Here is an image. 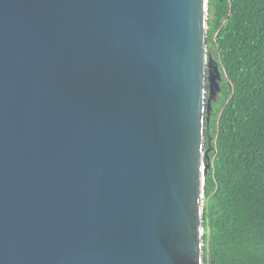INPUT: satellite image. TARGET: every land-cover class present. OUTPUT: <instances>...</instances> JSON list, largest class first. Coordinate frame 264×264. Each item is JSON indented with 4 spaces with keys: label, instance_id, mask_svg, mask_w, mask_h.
<instances>
[{
    "label": "water",
    "instance_id": "95a60500",
    "mask_svg": "<svg viewBox=\"0 0 264 264\" xmlns=\"http://www.w3.org/2000/svg\"><path fill=\"white\" fill-rule=\"evenodd\" d=\"M209 0H0V264H205Z\"/></svg>",
    "mask_w": 264,
    "mask_h": 264
},
{
    "label": "trees",
    "instance_id": "16d2710c",
    "mask_svg": "<svg viewBox=\"0 0 264 264\" xmlns=\"http://www.w3.org/2000/svg\"><path fill=\"white\" fill-rule=\"evenodd\" d=\"M210 50L221 90L206 124L205 264H264V0H209Z\"/></svg>",
    "mask_w": 264,
    "mask_h": 264
},
{
    "label": "rangeland",
    "instance_id": "374dc122",
    "mask_svg": "<svg viewBox=\"0 0 264 264\" xmlns=\"http://www.w3.org/2000/svg\"><path fill=\"white\" fill-rule=\"evenodd\" d=\"M210 53L212 55L213 60L216 62L215 57H214V51L210 50ZM217 65H218V63H217Z\"/></svg>",
    "mask_w": 264,
    "mask_h": 264
}]
</instances>
